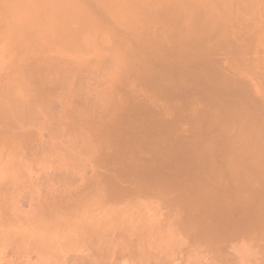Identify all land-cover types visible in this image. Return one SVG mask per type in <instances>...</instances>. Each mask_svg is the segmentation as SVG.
<instances>
[{
    "label": "bare ground",
    "instance_id": "6f19581e",
    "mask_svg": "<svg viewBox=\"0 0 264 264\" xmlns=\"http://www.w3.org/2000/svg\"><path fill=\"white\" fill-rule=\"evenodd\" d=\"M14 1V70L93 71L60 118L96 182L150 199L212 264H264V0Z\"/></svg>",
    "mask_w": 264,
    "mask_h": 264
},
{
    "label": "rangeland",
    "instance_id": "374dc122",
    "mask_svg": "<svg viewBox=\"0 0 264 264\" xmlns=\"http://www.w3.org/2000/svg\"><path fill=\"white\" fill-rule=\"evenodd\" d=\"M4 7L0 22L14 20L15 1ZM6 37L0 27V264H212L205 243L150 199H114L96 182L83 126L64 125L92 100L93 71L17 72Z\"/></svg>",
    "mask_w": 264,
    "mask_h": 264
}]
</instances>
